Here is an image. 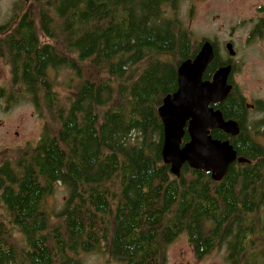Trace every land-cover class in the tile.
Instances as JSON below:
<instances>
[{
	"label": "trees",
	"instance_id": "16d2710c",
	"mask_svg": "<svg viewBox=\"0 0 264 264\" xmlns=\"http://www.w3.org/2000/svg\"><path fill=\"white\" fill-rule=\"evenodd\" d=\"M184 1L18 0L0 26V59L48 119L35 148L0 162V264H80L77 255L92 250L163 264L181 234L198 257L221 246L234 263L246 254L245 264H264V149L242 147L240 156L261 161L233 162L219 181L188 163L176 176L163 160L158 108L197 52L179 16ZM220 64L214 57L204 79ZM59 69L81 79L64 104L50 74ZM244 101L229 93L214 106L251 117ZM56 185L67 198L47 210Z\"/></svg>",
	"mask_w": 264,
	"mask_h": 264
},
{
	"label": "rangeland",
	"instance_id": "374dc122",
	"mask_svg": "<svg viewBox=\"0 0 264 264\" xmlns=\"http://www.w3.org/2000/svg\"><path fill=\"white\" fill-rule=\"evenodd\" d=\"M17 3L18 0H0L1 21H5L6 18L10 20L13 6ZM262 4H264V0H186L180 6L179 16L192 32L195 48L198 49L202 38L216 40L221 47L231 37L241 40L246 36V27L242 28L241 24L248 21L254 13L257 15V9ZM240 57L245 60V63L236 74V79L240 84V90L245 94L247 100L251 101L261 93L259 90V86L262 85L261 71L255 69L253 65L254 60L260 59V56L244 50ZM164 58L176 60L174 55H166ZM50 74L56 77V89L64 104L63 100L67 99L70 94H74L81 79L76 76L71 79L72 76L68 69L51 70ZM72 80L73 83L69 86ZM11 82V66L5 58H1L0 88H8L14 94L20 95L15 97V101L8 108V105L0 100V162H2L4 153L16 157L23 150L35 148L48 119L45 108L39 114L30 95L25 92V95H21L23 92L21 87L15 86L13 83L12 85ZM250 115L252 118L258 117V114L253 111L250 112ZM67 194V188L64 185H56L53 195L46 198V209H60ZM263 210L264 206L261 207L264 216ZM258 226L263 230V221H259ZM257 240L261 241V238H257ZM247 256L243 254L242 258L234 263L235 257H230V252L225 247L217 246L208 255L198 257L188 236L181 234L167 245L163 264H245ZM77 257L81 260L80 264H126L125 261L121 263L119 260L111 259L110 253L97 250L81 251Z\"/></svg>",
	"mask_w": 264,
	"mask_h": 264
},
{
	"label": "water",
	"instance_id": "95a60500",
	"mask_svg": "<svg viewBox=\"0 0 264 264\" xmlns=\"http://www.w3.org/2000/svg\"><path fill=\"white\" fill-rule=\"evenodd\" d=\"M228 50L234 53L231 44ZM214 55L212 43L203 41L194 58L180 63L178 88L166 95L158 108L164 126L163 160L176 176H180L182 165L188 163L194 169L210 172L219 181L237 159V152L228 140L216 139L210 133L212 129L232 135L240 131L235 120H226L222 111L214 107L232 90L228 82L232 66H220L211 79L203 77ZM186 131L190 140L183 144Z\"/></svg>",
	"mask_w": 264,
	"mask_h": 264
},
{
	"label": "flooded vegetation",
	"instance_id": "af4514ba",
	"mask_svg": "<svg viewBox=\"0 0 264 264\" xmlns=\"http://www.w3.org/2000/svg\"><path fill=\"white\" fill-rule=\"evenodd\" d=\"M13 9H15V6H13ZM7 21H9V18H6L5 21L0 20V26L5 25ZM241 25L242 28L246 27L247 33L246 36H244L241 40L231 37L227 39L220 47L216 40L202 38L203 40L201 41L197 49L198 52L203 41H210L212 43L215 52L214 57L218 56L220 58V66H232V72L228 80V82L233 86L232 90L230 91V94H239L240 92L245 98L244 102L246 111L249 114L251 111L258 114V117L255 118H251L249 117V115H242L241 113H239V115H236V117H227L225 116L222 108H217L214 106L216 109H220L222 111L223 116L226 120H235L240 127V131L235 135L229 134L222 130L224 132L222 133V136H227V138H217L223 141L228 140L231 143L234 150L237 152V159L234 161V163L236 164L238 162L258 163L261 161V156H258L254 159L240 156L239 150H241L242 147L247 146L249 148V145L252 143L259 149H264V124L259 125V122H264L262 121L264 120V4L259 5L257 9V15L254 13L248 21H244ZM233 31H235V28H233ZM228 44H231L233 46V54H231V52L228 50ZM244 50L260 56V59L254 60L253 65L255 69L261 71L260 81L262 85L259 86V90L261 91V93L255 96L251 101H248L245 94L242 92V90H240V84L236 79V74L241 70L242 65L245 63V60L240 57L241 52ZM17 95L20 94H14V92L10 91L8 88H0V100L8 105L7 108L15 101V97ZM21 95H25V93L22 92ZM225 100L221 102H224ZM226 102L222 103L221 105H224ZM245 124L248 125L247 130H245ZM249 263H254V260H251Z\"/></svg>",
	"mask_w": 264,
	"mask_h": 264
}]
</instances>
